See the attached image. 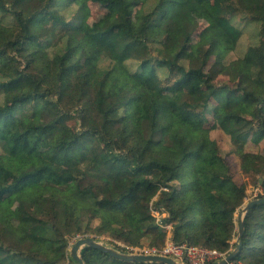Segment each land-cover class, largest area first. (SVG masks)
Returning a JSON list of instances; mask_svg holds the SVG:
<instances>
[{
    "label": "trees",
    "instance_id": "trees-1",
    "mask_svg": "<svg viewBox=\"0 0 264 264\" xmlns=\"http://www.w3.org/2000/svg\"><path fill=\"white\" fill-rule=\"evenodd\" d=\"M90 1L113 9L119 23L105 20L87 33ZM132 2L140 4L136 19L124 0H0V122L14 124L11 135L0 134V180L9 181L0 186V264H62L68 238L95 219L98 232L127 246L162 248L167 231L152 210L166 212L161 223L176 243L224 254L235 247V213L246 188L234 181L211 131L230 137L264 185V155L246 153L241 139L252 122L251 140H264V0H238L261 39L233 60L227 56L241 36L230 21L238 12L233 0ZM200 14L212 32L201 59L194 47L186 50ZM83 60L91 63L89 79L103 78L96 89L63 78ZM173 70L180 77L167 94L160 72L167 79ZM118 127L124 135L115 147L111 131ZM46 133L48 146L40 150ZM75 163L84 166L85 187L71 191L47 178L60 182L61 170ZM46 187L55 193L44 196ZM14 204L44 229L42 241L23 243L48 258L18 248L5 217ZM241 244L233 261L264 264V205L247 213ZM80 256L85 264H161L125 262L90 247Z\"/></svg>",
    "mask_w": 264,
    "mask_h": 264
},
{
    "label": "rangeland",
    "instance_id": "rangeland-1",
    "mask_svg": "<svg viewBox=\"0 0 264 264\" xmlns=\"http://www.w3.org/2000/svg\"><path fill=\"white\" fill-rule=\"evenodd\" d=\"M124 1L130 16L132 17V19H136V15L138 9L140 8V4L133 3L132 0H124ZM214 1L215 0H213V2ZM233 2L238 12L230 17V21L236 28H238L241 31V36L237 42L235 49L227 56L228 60H233L241 57L249 46L257 45L259 40L261 39L259 35V28H260L259 24L250 21L248 17L244 15L245 13L244 14L239 13V11H242L243 9L240 8L241 6L238 0H233ZM152 4L153 2H149V6H151ZM88 7L90 14L86 25L87 33L93 32L105 20H109L111 23H119V21L114 16L113 9L105 6L103 3L97 1H90L88 2ZM197 21H198V27L196 31L188 39L186 50L189 51L191 47H194L195 55L199 59H201L203 53L207 49L208 46L207 41H209L212 37L211 20L207 15L200 14L197 16ZM124 30L125 29L123 27H119L117 29V34L118 35L123 34ZM210 64L211 61L208 64V68L211 66ZM90 67H91L90 61H85V60L80 61L76 65L69 68L63 74V78L72 79L77 82L88 81L96 89L103 78H97L95 80L89 79L88 73ZM160 76L163 78L160 84V89L168 94L170 85L173 83L175 79H178L180 77V73L177 70H173L172 72H170L167 79H166L167 72H160ZM105 80H106L105 82L108 85L114 82V78L112 77H108ZM224 83L228 85H232L230 82H227L226 79L224 78H217L216 84L222 85ZM129 86L133 87V85L131 84H129ZM0 102H1V96H0ZM44 121H46L45 118ZM75 123H76L75 125L76 128H78L79 120L75 121ZM13 128H14V124L12 122L6 120H2L0 122V134L2 135H11ZM253 128H254V123L252 122L247 123L242 127L241 139L244 140L243 149L246 153H251V154L261 153L264 155V140H262L260 143H255L251 140V132ZM111 135L115 141L114 146L116 147L118 144L121 143L124 133L122 128L118 127L117 129L111 131ZM211 136L217 140L222 155L225 156V158L228 160L234 181L238 184H243L246 188L244 203L239 208V210L236 211L235 213V218H236V214L241 210V208L248 201L253 199L255 192L258 194V196H264L263 178L258 177L257 175L254 176L250 172H248L249 163H242L239 156L235 153L236 147L232 143L228 135L224 134L221 130L216 129L211 131ZM49 137H50V133H46L44 137L41 139L39 143L40 150H44L47 148ZM3 150L4 149L0 147V154L3 153ZM123 164L128 168H132L131 161H126ZM83 171H84V166L75 163L70 169L61 170L60 173L62 177L65 179L61 180L60 182L55 180V178L53 177H47V178L54 182L56 181V183L66 184L68 189H70L71 191H76L87 185V182L85 181L84 177L81 174ZM153 174L159 175L160 173L155 171L152 172V174L149 173L147 176L151 177ZM69 176H72L75 179L71 180ZM8 183L9 181L5 179L0 180V186H5ZM173 184H177V182L176 183L174 182ZM257 190H259L260 193H258ZM53 193H55L54 187H46L43 191L44 196H49ZM11 198H12L11 195H7L3 200L6 203ZM156 212L159 215L158 217L156 215ZM152 215L156 218V222L158 224L160 223L159 225H161V227L165 228V230L167 231V236L165 238L164 244L167 242V240L174 241L173 235L170 232V226L168 225L166 226L161 223V220L164 217H166V212L163 211L159 212L152 210ZM5 217L7 219L8 226L16 233L14 237V241L20 250L26 252L31 251L33 253H36L42 260L48 258V256L40 248H37L36 246H31L30 244L23 243V240H28L32 242L42 241L41 238L44 234V229L39 223L26 220L23 217L22 209L18 204H14L12 207H10L5 212ZM98 225H99V220L95 219L89 228L85 229L82 232L74 233L72 234V236L68 238L69 240L66 248L67 258L62 264H73L68 258L69 251L71 246L79 238H93L95 241L102 243L107 247L116 249L117 251L120 252H125V248L128 246L123 242H121L120 240H118L117 238H113L111 236H107L101 232H98L97 231ZM235 242H236V236L233 239L232 243ZM144 244L148 245L149 241ZM197 247H201V246H197Z\"/></svg>",
    "mask_w": 264,
    "mask_h": 264
},
{
    "label": "water",
    "instance_id": "water-1",
    "mask_svg": "<svg viewBox=\"0 0 264 264\" xmlns=\"http://www.w3.org/2000/svg\"><path fill=\"white\" fill-rule=\"evenodd\" d=\"M264 205V197L252 199L248 201L241 210L236 214L237 232L235 247L218 263L226 264L233 261L242 249V237L244 232V220L249 210L256 205ZM83 247H90L109 254L111 257L125 261V262H138V263H161V264H179L174 260L161 256L154 255H141V254H128L125 252L117 251L116 249L107 247L102 243L95 241L93 238H79L71 246L69 255L77 264H85L80 256V250Z\"/></svg>",
    "mask_w": 264,
    "mask_h": 264
},
{
    "label": "built area",
    "instance_id": "built-area-1",
    "mask_svg": "<svg viewBox=\"0 0 264 264\" xmlns=\"http://www.w3.org/2000/svg\"><path fill=\"white\" fill-rule=\"evenodd\" d=\"M260 193L259 190H257ZM257 193H254L253 199L264 197L258 196ZM164 214V213H162ZM157 217L159 216L156 212ZM125 253L128 254H141V255H154L166 257L174 260L179 264H215L220 262L226 254L220 253L215 249H210L207 247H197L185 242L176 243L172 240H167L162 248L156 247H131L128 246L125 248ZM226 264H242L241 262L230 261Z\"/></svg>",
    "mask_w": 264,
    "mask_h": 264
}]
</instances>
